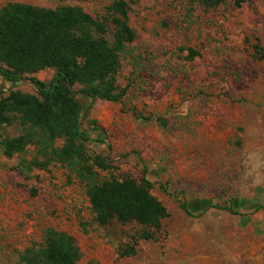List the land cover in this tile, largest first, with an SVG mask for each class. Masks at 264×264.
I'll use <instances>...</instances> for the list:
<instances>
[{
  "label": "rangeland",
  "instance_id": "rangeland-1",
  "mask_svg": "<svg viewBox=\"0 0 264 264\" xmlns=\"http://www.w3.org/2000/svg\"><path fill=\"white\" fill-rule=\"evenodd\" d=\"M116 1L0 0V8L81 7L100 19ZM123 1L136 34L116 78L127 93L118 102L76 96L94 180L59 161L53 150L64 140L46 145L39 130L6 156L4 142L28 131L18 121L0 125V264H25L23 254L44 248L51 230L75 239L78 264H264V0L216 8ZM114 33L109 21V40ZM54 74L32 76L49 83ZM11 92L38 95L29 81L12 85L0 75V100ZM98 156L107 169L94 165ZM125 178L149 180L169 212L154 240L139 239L137 224L96 221L92 184ZM230 206L241 214L219 209ZM127 245L134 255H121Z\"/></svg>",
  "mask_w": 264,
  "mask_h": 264
},
{
  "label": "trees",
  "instance_id": "trees-1",
  "mask_svg": "<svg viewBox=\"0 0 264 264\" xmlns=\"http://www.w3.org/2000/svg\"><path fill=\"white\" fill-rule=\"evenodd\" d=\"M205 8H216L225 0H194ZM243 0H236L241 7ZM114 26L113 41L108 39V23ZM136 34L128 23V6L118 0L106 8V16L94 18L81 7L60 6L55 9L9 3L0 8V75L10 84L29 81L38 95L11 92L0 100V125L18 121L28 131L24 136L4 142V152L11 157L34 141L38 130L46 145L64 140L53 155L63 163L80 166L81 174L94 180L86 165L83 133L80 129L82 106L77 95L92 100L118 102L127 88L119 90L116 78L121 67V53ZM256 51H262L259 45ZM264 60V53L261 56ZM53 69L49 83L32 75ZM80 86L78 91L75 87ZM55 153V154H54ZM94 165L107 169L104 158L96 157ZM32 165L38 166L34 161ZM151 182L125 178L92 184L89 196L96 221L100 225L116 222L143 227L142 240H154L169 217L167 208L150 193ZM264 208L257 206V209ZM181 209L192 215L185 203ZM219 209L239 215L234 206ZM136 253L127 245L122 256ZM81 251L75 239L66 233L49 231L46 246L39 252L27 250L25 264H78Z\"/></svg>",
  "mask_w": 264,
  "mask_h": 264
}]
</instances>
